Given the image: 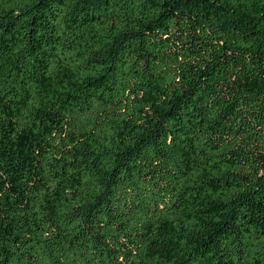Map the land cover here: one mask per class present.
I'll use <instances>...</instances> for the list:
<instances>
[{
  "label": "trees",
  "instance_id": "trees-1",
  "mask_svg": "<svg viewBox=\"0 0 264 264\" xmlns=\"http://www.w3.org/2000/svg\"><path fill=\"white\" fill-rule=\"evenodd\" d=\"M4 3L0 57L15 45L18 53L0 77V264H56L44 260L53 243L69 255L53 216L42 232L31 207L21 204L45 164L63 190L75 189L74 212L89 225L71 237L70 246L84 252L78 264H90L96 253L110 261L128 256L131 241L161 227L162 218L188 226L172 233L168 250L180 260L171 264H235L223 242L232 225L248 219L264 231V0ZM69 61L81 65L79 75ZM41 64L52 66L44 72ZM127 76L134 83L126 115L109 120L97 111L83 140L81 127L67 121L98 101L124 100ZM34 80L43 105L12 117L4 100ZM150 91V125L131 120L135 98ZM22 129L32 135L28 155L30 139L16 135ZM170 133L188 146L200 141L208 152L200 160L215 168L211 182L228 191L225 203L212 204L225 206L217 219H204L201 183L187 180L188 167L167 143ZM4 180L20 182L18 190ZM83 183L88 192L81 195ZM32 193L36 216L47 212ZM102 218L109 229L94 226ZM242 242L236 239L239 249Z\"/></svg>",
  "mask_w": 264,
  "mask_h": 264
},
{
  "label": "rangeland",
  "instance_id": "rangeland-1",
  "mask_svg": "<svg viewBox=\"0 0 264 264\" xmlns=\"http://www.w3.org/2000/svg\"><path fill=\"white\" fill-rule=\"evenodd\" d=\"M4 0H0V13L4 8ZM11 50V54L15 51V55L17 52V46H13L9 48L8 51ZM7 52L6 56L0 57V77L4 74V71L8 70L9 58L11 56ZM27 61V60H26ZM60 64V62H58ZM69 70L72 71V75H79V69L81 65L76 66L73 64V61L70 62ZM52 65L49 64L46 68V65L41 64L42 71L46 72ZM47 74V73H45ZM48 75V74H47ZM127 80H130L126 88V93L124 100L121 102L114 101H98L92 105L89 113L83 115L77 113L72 115L70 119L67 121L71 123L73 127H81V131L79 132V136L83 138V140L87 139L88 134L91 133L90 122L92 121V117L97 113V111H102V116L105 118L109 117V120H113L119 116L126 115V97H130L132 92L130 90L131 84L134 83V80H131L130 76L126 77ZM141 86V85H139ZM18 89L22 90L21 92L17 91L16 97H13L10 100H4V103L7 109L10 112V115L14 118L24 117V114L28 112H35L39 105H43V97L41 92V84L40 82L34 80L32 83L21 86H17ZM149 91V90H148ZM135 98V102L131 108L133 112V116H131V120L135 118H139L143 123H147L150 125L152 119V109L149 106V102L152 99H155L150 92H144L138 94ZM134 99V98H133ZM1 102V101H0ZM1 104V103H0ZM172 128V123L169 124ZM52 130V129H51ZM47 133V137L52 134V131ZM11 135V134H10ZM17 137H23L24 135L30 139L29 143L26 142V145L23 147V154L27 153L28 155L29 148L32 144V135L30 131L22 129L21 132H16ZM49 140L53 141L54 137L51 136ZM167 143L171 146V153L176 157V159L180 160L182 163H185L188 167L187 170V180L190 183H201V186L198 190L197 197L203 200V206L206 209V214L204 219L215 218L217 219L220 215V212L225 209V206L221 205L217 208L212 207L213 202L225 203L228 199V191L220 187L218 185H214L211 181L212 177L215 175V168L212 166H208L206 163L201 161L200 159L203 157L204 159L209 157L208 152L205 151L203 145L199 142L193 144L192 146H188L187 143L181 141L176 137L175 133H170ZM46 144V142H45ZM77 144L74 139L71 141L70 147L77 150ZM203 179L206 182H202ZM7 183V187L10 188L12 193L18 188L13 189V186H19L20 182L11 180H4ZM57 179L52 175L48 167L45 165L42 166L41 169V177H36L34 183L29 186V183L26 184V189L28 192L27 196H23L21 199L22 207H27L29 205L32 211V218H37L41 225V231L46 232V226L49 221V217L53 216L57 227L61 228L62 232L65 235L66 247L69 246L71 249L69 250L68 256H62L61 249L58 247L56 243H53L51 247H48L46 250V255L44 260L48 261L50 259H55L56 264H78L80 263V257H83V253L81 250L77 252L78 247H71L72 245L71 237L77 231H81L89 225L80 222L78 220V215L74 212L73 206V198L72 192L75 189L67 188L66 190L62 189L61 183H57ZM32 182V180L30 181ZM84 184V185H83ZM83 189H77L79 193L82 195L83 192L87 191L86 183H83ZM31 190L35 197L34 199H41V203L45 204V207L49 209L47 212H43L36 216V206L32 203L31 199ZM32 193V194H33ZM63 204L61 207L59 204ZM1 212V211H0ZM165 215V214H162ZM94 224L95 227L100 230L109 229V225L105 223L104 218L96 221ZM170 229L171 233L167 231ZM188 228L187 225H184L182 228H178V224L166 222L163 218L161 220V227L156 230L149 231L148 233H142L137 239H133L131 241L132 248L130 252H127L129 255H125L124 252H120L118 255L115 254V260H109L110 257L104 255L102 253H96L91 256L90 264H154L158 260L168 261L167 264H171L175 260H180V258L176 257L175 254H170L168 250V244H173L172 238L174 234H172L175 230L184 231V229ZM71 233V235H70ZM140 237H142L140 239ZM240 238L243 242L241 245V249L237 247L236 239ZM106 237H104V241ZM23 242L20 238L18 240L19 243ZM223 242L225 244V249H227L228 254L234 256L235 264H263L264 261V231H261L255 225L251 223L250 220L243 221V223L235 222L232 225V229L223 237ZM105 244L111 246L109 242ZM80 248V247H79ZM17 260L18 257H16ZM1 259V255H0ZM197 264H207L206 262H200Z\"/></svg>",
  "mask_w": 264,
  "mask_h": 264
}]
</instances>
